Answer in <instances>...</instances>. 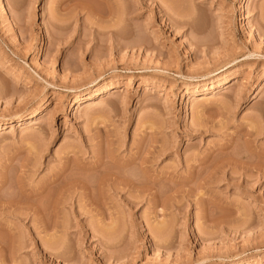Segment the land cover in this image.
<instances>
[{
    "label": "rangeland",
    "instance_id": "obj_1",
    "mask_svg": "<svg viewBox=\"0 0 264 264\" xmlns=\"http://www.w3.org/2000/svg\"><path fill=\"white\" fill-rule=\"evenodd\" d=\"M117 2L125 37L67 0H0L3 189L108 150L141 179L98 187L87 213L78 194L59 205L67 233L1 214L13 235L0 264H264V174L251 167L264 162V0Z\"/></svg>",
    "mask_w": 264,
    "mask_h": 264
},
{
    "label": "bare ground",
    "instance_id": "obj_2",
    "mask_svg": "<svg viewBox=\"0 0 264 264\" xmlns=\"http://www.w3.org/2000/svg\"><path fill=\"white\" fill-rule=\"evenodd\" d=\"M67 1L69 3L67 6L68 7L70 6V8L72 7V9L76 10L77 13H81L85 11V12H88L94 15L97 20H101V21L105 20L106 22L113 20L114 23H112V26L115 28L114 29L115 34H119V36L123 35V33L125 34V36L128 35V33H125V29H127L125 27L131 26L130 17H126V15L128 14L127 13L128 11L126 12L124 11L125 13L124 14L122 9H121L122 13L121 12L120 13L124 14L125 18L121 14H118L119 16L121 15V17L117 15L115 11H118L120 9V6L117 0H67ZM95 2L98 4V6L95 4ZM128 8L129 6L127 7V9ZM113 16H116L117 18H115L114 20ZM122 17L123 19H121ZM122 20H124V23L122 22ZM121 22L126 26L123 27L122 25L121 27L120 26ZM56 27H58V25H56ZM125 36L123 35V37ZM0 60H4V59L0 57ZM2 62H3L1 64L3 66L2 70L4 71L7 70L8 72L10 71V73L12 72L10 74L11 80L19 81L25 78L22 72L20 71L13 72L11 71L13 70V68H11L12 66L10 67V65L5 61H2ZM4 82L2 81L1 83H4ZM3 86H6V85L4 84ZM3 86H2L1 92H5L3 90L4 88ZM195 96L196 95L194 94L190 95L189 99H196ZM201 96H203V94H201ZM102 97L103 96H99L95 99H90L89 101H84L83 103L77 104L76 111L82 110L86 106H93L103 101L104 98ZM201 98H204V96ZM1 129H3L2 126L0 127V130ZM248 133H251V132L248 131ZM109 151L110 150L106 151L104 155L103 153L99 152L97 160L94 162V164H92V166L90 165V167L89 166L87 167V165H85L84 162L79 160L77 156L75 158L65 157L64 159L66 160L62 163V165L59 168L55 170L53 169V171L50 172V174L45 178V180H43L42 182L34 186L31 185L30 182L29 184L27 182H24V178L23 180H21L22 178L19 177L18 179L21 181H18L16 179L17 182H13L14 185L9 184L7 188L3 189L6 183H8L7 182L8 179L6 176L7 173H5V171H0V215L8 212V213H13L14 215L16 214V216L20 218L32 217L35 223L37 224L39 223L40 225L39 224L38 225L40 227L45 228L44 230H46V228L50 226L52 227L53 225L52 228H55L57 230L58 228L61 227V229H63L65 233L68 230L67 224L66 225H64L65 223L58 224L56 220L59 219L60 215H63L62 214L63 212H61L62 207L60 208V206L61 205L63 206L65 203L67 204V202H69L68 200H71L75 194H78L79 196L78 203H80V205H78L79 211L77 212L79 214L82 212L83 214V212L87 213L86 206L88 204H90V206L92 207L93 205L96 207L100 205V204H97L98 202L96 201V199L98 198L97 194L103 191L102 190L104 186L103 184L106 183L105 186H111V185H108L107 183H116V186L117 184L118 185L122 184L124 186L127 185L128 187L134 188V187H137L139 183H141V181H139L141 179L135 178L134 176H132L131 174L129 175L128 173L125 174L126 172L124 173V169L122 170L124 166L129 165L130 163L134 162L135 158L129 161H124V160L121 161V159L119 160V158L116 157L115 154L110 153L112 151L110 152ZM105 157L108 158V161L107 159L106 161H104ZM239 158H241V156H239ZM261 161L262 160L256 161L253 164L251 163L252 164L251 167H253V169H255L256 171L258 170L260 175L264 174V162L261 163ZM147 162H148V157H144L140 159L139 165H140V168L143 170L142 172L146 171ZM193 162H194L193 167L196 168L198 164L205 162V159H200V160L194 159ZM227 163L229 162L227 161ZM223 164L224 162H222V166ZM91 169H94L93 173L96 176L93 175L92 172L90 173ZM31 172L33 173L34 171H31ZM214 175L212 172H210L208 175L202 178L203 182L205 183V182L211 181L212 178H218V176H214ZM192 177L193 176H191V179ZM100 186H102V188H100L102 191L99 192L98 187ZM112 186H115V185H112ZM51 187H55L56 192L50 190L52 189ZM48 189L49 191L53 192V193L51 192L52 195L55 194L54 197H51V195L49 196L48 194V198H46L47 196H44L46 199L44 198L45 200L42 203H39L38 200L39 199L41 200V198H43L41 197V195L44 192H45L44 194L46 195V192H48L47 191ZM115 189L117 188L115 187ZM93 190L94 192L96 191V195L94 192H92ZM93 193L95 197L93 196ZM101 194H103V192ZM101 194H99V197L101 196L100 198H103L104 194L103 195ZM62 217H65V216L63 215ZM51 218L54 219L55 221L50 222ZM106 232H108V234H111L112 228L111 227L106 228ZM12 235H13L12 228L0 222V248H6L7 238L12 237ZM5 236H8V237L5 238ZM57 248H64V244L60 243Z\"/></svg>",
    "mask_w": 264,
    "mask_h": 264
}]
</instances>
